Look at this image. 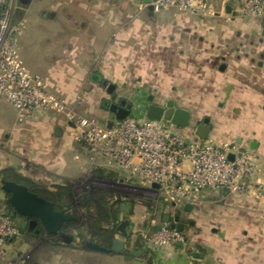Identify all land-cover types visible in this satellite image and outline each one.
<instances>
[{"label": "crops", "instance_id": "1", "mask_svg": "<svg viewBox=\"0 0 264 264\" xmlns=\"http://www.w3.org/2000/svg\"><path fill=\"white\" fill-rule=\"evenodd\" d=\"M31 1L13 0L14 21L25 22V8ZM202 1L203 15L170 10L168 17H155L156 12L150 13L147 7L138 8L145 4L143 0H49L43 17L61 22L52 44L55 55L58 60L72 58L73 63L72 77L67 79H62L65 66L57 65L50 89L63 93L67 98H61L73 106L79 94L87 102L81 100L76 110L106 124L110 120L103 106L110 96L106 86L118 97L134 89L138 99L150 88L147 97L155 104L163 106L171 98L175 107L194 113L186 127L163 120L175 134L186 142H197L201 140L195 135L198 125L209 119L210 131L203 141L235 142L252 151L259 164L256 179L264 184V21L239 15V0ZM142 13L145 17H140ZM108 27L114 29L111 37L106 34ZM193 102L196 107H191ZM241 102L248 103L246 111L256 123L249 131L213 137L218 114L232 118L239 113L235 109ZM70 130L62 115L35 113L18 123L16 114L0 110V169L12 167L26 178L34 175L44 185L80 182L93 168L70 167L58 159L64 149L62 136L73 137ZM33 134L41 137L32 139ZM54 134L61 137L58 143L52 141ZM101 169L132 183L117 170ZM187 204H168L161 211L160 224L156 214L138 224L127 221L121 212L125 234L117 231L114 239L123 242L122 251L107 254L81 249L72 240L67 261L56 263L48 256L51 262L46 264H96V259L103 264H264V197L254 192L204 189ZM176 217L183 225L182 244L157 250L146 245L144 233L170 227ZM18 240L7 245L10 260L15 262L22 256L10 251L18 248Z\"/></svg>", "mask_w": 264, "mask_h": 264}, {"label": "built area", "instance_id": "2", "mask_svg": "<svg viewBox=\"0 0 264 264\" xmlns=\"http://www.w3.org/2000/svg\"><path fill=\"white\" fill-rule=\"evenodd\" d=\"M148 5L154 12L176 9L192 15H203L206 8L202 0H149L138 8ZM14 11L13 0H0V100L14 108L18 123L35 113L64 116L71 126L70 134L90 154V168H105L94 165L96 159L102 158L108 165H115L132 184L160 196L167 204L193 203L204 189L254 192L264 197V184L256 179L257 156L235 142L189 143L164 122L135 115L114 121L108 128L76 110L80 97L73 106L48 92L47 82L32 75L18 55L16 36L25 28V22L14 21ZM238 13L264 21V0H239ZM153 184L159 188L154 189ZM18 235L14 219L0 212V264H11L7 245ZM142 238L156 250L184 242L183 234L167 225L144 233Z\"/></svg>", "mask_w": 264, "mask_h": 264}, {"label": "rangeland", "instance_id": "3", "mask_svg": "<svg viewBox=\"0 0 264 264\" xmlns=\"http://www.w3.org/2000/svg\"><path fill=\"white\" fill-rule=\"evenodd\" d=\"M47 2L49 5V0H33L26 6L25 28L18 32L16 36L18 55L24 66L32 75H38L43 80L47 81L48 92L57 97L59 96L67 98L65 95H63V93L57 92L55 89H50V86L54 85L53 72L54 69L57 68V65L65 66L62 72V79H67L72 77L71 66H73V63L72 58L68 59L67 57H61L58 60V56L55 55L52 44L55 40L54 34L56 32V28L58 26H61V22L58 21V18L55 20H51L50 18L47 19L43 17V14L45 12L43 9ZM134 12L135 14H137V10H134ZM170 14H172L170 10H160L155 13V17H168ZM141 16L145 17V14L142 13L140 14V17ZM113 32L114 29L108 27L106 30L107 37H111ZM116 40L117 39H113V41ZM161 91L163 94V98H165L166 96L164 95H166V91L163 89ZM144 93H146L145 96H142L140 99L135 96L136 92L134 91V89L130 92H127L126 90L125 93H122L125 97V100L132 104V113L129 116L135 115L139 118L145 117V110L146 106L148 105L146 98L148 99L147 96H150V93L152 92L150 91V88H147ZM77 96H79L82 100V103H85L86 105L87 101H85V98H83L79 94H77ZM124 97L121 98L124 99ZM186 98L191 100L195 99V97L188 96H186ZM169 102L174 103L171 98L167 99V103ZM191 105V107L197 106L195 102L191 103ZM237 105L239 106H236L235 112L239 110V113L235 115L233 114L232 118H228V116L224 113L218 114V116L215 118L213 127V137L224 136L226 132L232 133L234 131H249L252 124L254 122L256 123V119L254 118V116L250 114V112L246 111L248 103L241 102ZM206 107L207 106L205 105V110L210 111V109H207ZM0 110L7 113L8 115L16 114L15 110L8 103H6V101H0ZM189 113L190 117L192 114L194 115L193 112ZM40 120L42 121L43 119ZM34 128L36 129V127ZM35 134H33L32 139H34L35 137H41V135ZM54 135L55 136L52 138V141L58 143L60 141L58 139H61V137L59 138L58 135ZM61 141H63L64 143V149L62 150L61 156L58 158L59 161L66 163L70 167H77L78 165L83 168L90 167V154L85 151L73 137L65 135L62 136ZM94 165L102 166L107 169H114L118 172V169L115 165H108L107 162L102 158L96 159ZM93 171L94 169L90 170L89 175L85 176V178H83L80 182H72V184H70L76 197H78L80 194L85 193L90 188L108 190L113 192L116 195L117 199L120 201L121 212L125 214V219L127 221H135L138 224H141L144 222H148L153 216L152 214H156L157 223H162L161 216L163 213L161 211L167 210L168 204L164 202L160 196H154V194H150L130 182L119 181L120 178L118 179V176L96 179L93 175ZM23 177L26 178V176ZM31 177L32 178L27 177V179L36 184L44 185L42 181L35 180L34 175ZM45 186L52 188L54 187L49 183ZM163 193L164 191L161 190V194ZM7 198V195L0 188V212L8 211L10 213L12 211L5 210L6 208H4ZM11 215L13 216L14 221L19 229V240L16 243L18 245V248L12 249V251L10 252H17L18 257L22 256V258L20 259L19 257L16 262L14 260H10L9 257L11 264H46L47 261H54L56 263H59L60 260H68V257L71 254L70 248L73 247V243L65 244L60 237L53 238L52 236H49L47 234L41 236L39 235V231L34 234V229L32 231L27 230V223L25 218L12 212ZM121 218H123L122 215ZM77 229L78 227L71 228L61 234L73 236L75 238L76 233H78ZM35 230H38V228ZM48 256L52 257L51 261L47 259L49 258ZM94 261H97L95 262L96 264H103L102 261H99L97 259Z\"/></svg>", "mask_w": 264, "mask_h": 264}, {"label": "trees", "instance_id": "4", "mask_svg": "<svg viewBox=\"0 0 264 264\" xmlns=\"http://www.w3.org/2000/svg\"><path fill=\"white\" fill-rule=\"evenodd\" d=\"M93 172L96 179L117 176L114 172L101 168H96ZM0 180L13 181L25 185L29 191L50 202L55 211H63L66 215L73 217V221L66 222L61 226V233L78 227L76 237L71 236L73 242L77 241V247L86 249L88 242L104 248L111 247V243L117 233V227L121 222V204L113 192L90 188L76 197L70 184L57 185L50 189L45 185L36 184L21 176L11 167L0 170ZM5 206V210H12L11 212L16 214L11 208L8 198ZM7 212L4 211V213L14 219L11 212ZM37 228L39 235L46 234L40 224H38ZM52 237L59 238L60 236ZM148 264L152 263L149 262Z\"/></svg>", "mask_w": 264, "mask_h": 264}, {"label": "water", "instance_id": "5", "mask_svg": "<svg viewBox=\"0 0 264 264\" xmlns=\"http://www.w3.org/2000/svg\"><path fill=\"white\" fill-rule=\"evenodd\" d=\"M19 1L25 2L27 0ZM143 2L148 4L149 0H143ZM147 10L152 13V6L148 5ZM115 96L116 95L113 94L111 100H114ZM148 100L149 104L145 110V118L153 121H168L171 125L176 127H186L188 125L190 113L187 110L175 107L172 102H169L164 106H160L153 102L152 97ZM107 104L108 102L105 101L103 106L105 107ZM125 104L126 101L122 100L120 106H117L116 104L110 105V112L113 113V117L106 123L108 128L111 127L114 121L122 120L130 115L131 104H127L126 107L123 108ZM209 131V119L205 118L202 120V123L198 125L195 135L197 138L205 140L208 137ZM229 158H231V156H229ZM152 187L154 189L159 188L156 184H153ZM0 188L8 195V202L13 211L17 215L28 219L30 227H34L38 223L47 235H59L65 244H70L72 242L73 238L71 236L61 234V226L66 222L73 221V217L66 215L63 211H55L50 202L29 191L25 185L13 181L0 180ZM187 207H189V204L186 205V208ZM164 221L168 223L169 217L165 216ZM125 225L126 222H121L117 231L125 234ZM170 228H175L178 232H182L183 225L179 223L178 217L174 219V223L170 225ZM86 247L92 251H99L108 254L111 252L122 251L124 244L123 242L114 239L109 249L91 242H88Z\"/></svg>", "mask_w": 264, "mask_h": 264}, {"label": "flooded vegetation", "instance_id": "6", "mask_svg": "<svg viewBox=\"0 0 264 264\" xmlns=\"http://www.w3.org/2000/svg\"><path fill=\"white\" fill-rule=\"evenodd\" d=\"M105 89H106V91H107L108 93H110V96H109L108 100H106V101L108 102V104H107L104 108L106 109L109 118H112V117H113V113L110 112V105H112V104H116L117 106H120V103H121L122 100H124L125 98L123 99V98L118 97V96L116 95L115 98H114V100H111V97H112V95L114 94L113 88H112L111 86H106ZM125 101H126V104L123 106V108H125L127 104H130L127 100H125ZM104 102H105V101H104ZM148 104H149V103H148ZM164 105H166V104H164ZM164 105H163V106H164ZM147 106H148V105H147ZM147 106H146V107H147ZM131 113H132V107L130 108V114H131ZM26 223H27V230L32 231V230L34 229V231H33L34 234L38 232V230H35V229H37L38 223H37L34 227H30V226H29V220H28V219H26Z\"/></svg>", "mask_w": 264, "mask_h": 264}]
</instances>
